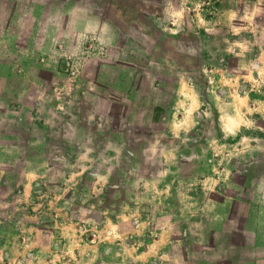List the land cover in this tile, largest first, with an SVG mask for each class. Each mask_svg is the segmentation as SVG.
Instances as JSON below:
<instances>
[{
    "label": "rangeland",
    "instance_id": "374dc122",
    "mask_svg": "<svg viewBox=\"0 0 264 264\" xmlns=\"http://www.w3.org/2000/svg\"><path fill=\"white\" fill-rule=\"evenodd\" d=\"M115 1L129 8L132 5L135 9L140 8L142 14L148 11L157 13L158 28L147 32L137 23L125 24L122 27L128 33H121L113 47L99 49L86 42L88 46L91 45V54H63L60 61L63 75L60 79L48 70L44 72L46 90L53 87L59 91L42 98L43 120L52 127L48 131V144L44 147L40 145L39 148L40 153L48 155V172L36 179L29 202L22 203L19 202L22 194L21 172L27 161L0 158V264H38L40 259L35 254L40 248L38 235L44 232L45 227L47 232L59 230V226L54 223L57 219H77L81 225L79 231L83 234L82 243L103 234L100 224L104 197L100 190L93 191V184L100 168L111 161L97 159L95 150L104 146L113 134L122 138L128 136L133 146L142 148L140 151L134 148V153L140 152L137 153L138 157H143L146 163H152L155 169L161 167L162 149L176 145L179 141L175 136H161L159 130L169 119V104L177 94L181 76H185L199 90L206 92L217 88V82L214 81L217 75L214 67L217 64L206 67L203 63L207 55L204 46L209 41L207 36L216 29L214 25L222 28L221 33L229 32L231 21L223 7L224 3H236L239 14L234 22L237 26L251 29L256 25L253 18H248L251 7L247 0ZM169 5L175 10L179 9L180 14L184 6L189 12L191 25L183 31L176 27L168 28L170 23L178 25L181 16L186 17L185 14H164V8ZM37 6L45 10L39 21L35 19L40 29L31 28L29 35H24L31 43L34 39L39 43L45 40V29L51 21L61 18L66 0H0L1 61L21 55V29L28 20V14L35 13ZM199 13L204 16L201 17ZM257 22L264 23V13L259 15ZM130 36L136 41H132ZM11 43L13 47L6 46ZM122 44L125 48L121 47ZM58 48L63 50L60 44ZM47 51L51 52V49ZM218 66L219 72L227 74L233 71L230 65ZM237 85L243 93L253 89L259 95H264V76ZM36 100L37 97H28L29 102ZM249 104V100L239 103L249 115L244 116L247 126L234 136L235 145H216L219 152L217 159H223L227 164L223 167L227 166L229 180L237 190L234 213L237 219L233 222V230L216 231L210 244V253L204 257L207 260H194L189 264H264V256L259 255L257 248V236L260 234L264 237V114L250 110ZM209 115L201 116V121L206 122L207 128L217 129V114ZM74 123L78 126L75 127ZM0 127L3 133L12 136L10 120L0 118ZM66 137L75 143H69ZM24 138V152L36 155V147L33 149ZM7 148L16 151L13 146L4 143L0 145V156ZM111 150L115 151L114 148ZM117 159L119 157L112 160ZM120 159L123 164L135 166L128 157L122 156ZM4 168H7V174L2 176ZM130 180L121 170L106 186V199L116 205L125 184H129ZM249 217H253V221L250 224L248 222L251 228L246 229L245 222ZM193 227L196 231V224ZM109 239L102 241L107 242L105 250H116L119 242ZM55 241L52 242V249L56 245L64 246L61 240ZM46 242L49 244L48 240ZM187 245L198 247L200 244L193 240L176 242L173 248L178 258L182 257ZM199 250L196 257L202 255Z\"/></svg>",
    "mask_w": 264,
    "mask_h": 264
},
{
    "label": "crops",
    "instance_id": "0c3cea01",
    "mask_svg": "<svg viewBox=\"0 0 264 264\" xmlns=\"http://www.w3.org/2000/svg\"><path fill=\"white\" fill-rule=\"evenodd\" d=\"M247 1L251 7L248 18L256 22L254 28L237 26L234 22L239 14L236 3H224L223 7L233 22L230 23L228 34L221 33L222 28L214 25L216 29L213 34L206 38L209 41L204 46L207 55L203 63L206 67L217 64L214 67L217 70L214 80L217 88L205 92L191 84L185 76L179 79L177 94L169 104V119L159 130L161 136H175L179 141L176 145L162 149L161 167L155 169L152 163H146L143 157H138L137 153L140 152L134 153V148L137 147L135 149L139 151L142 148L133 146L128 136H109L106 144L95 150L97 159L111 161L100 168L93 184L94 192H103L104 210L100 224L103 234L82 243L83 234L79 231L81 225L77 219H57L54 223L59 226V230L47 232L48 229L43 226L44 232L38 235L40 248L35 251L40 259L38 264L204 262L207 260L204 257L210 253L213 234L216 231L232 232L233 222L237 219L234 213L238 195L229 180L230 171L227 166L223 167L227 164L223 159H217L219 152L216 145H235V134L247 126L244 116L248 117L249 114L244 107L239 106L242 101L249 100L250 110L264 114V95H259L253 89L243 93L237 87L242 81L264 76V23L257 22L259 15L264 13V0ZM89 3L93 6L90 7ZM128 8L115 0H66L61 18L51 21L45 29V40L39 43L34 39L31 43L24 35H29L31 28L40 29L35 19L39 21L45 10L37 6L35 13L28 14V20L21 29V55L7 58L5 62L0 60V118L10 120L13 129L12 136L0 129V145L7 143L16 150L7 148L0 158L27 161L21 172L23 179L20 181L22 194L19 202H29L36 179L48 172V155L40 153L39 148L47 143L48 131L52 127L43 120L42 98L59 91L53 87L46 90L44 72L48 70L60 79L63 75L60 71L63 54H91V45L88 46L86 42L99 49L113 47L121 33H128L122 27L125 24L137 23L147 32L158 28L157 13L148 11L142 14L141 9H135L133 5L129 8L131 12ZM178 10L169 5L163 13L179 16ZM180 12V15L185 14L186 17L181 16L178 25L170 23L168 28L176 27L183 31L191 25L189 12H186L184 6ZM200 15L204 16L202 13ZM213 18L216 20L215 16ZM131 37L132 41H136ZM59 44L63 50L58 48ZM6 46L13 47L14 44ZM121 47L125 48L123 44ZM50 49L51 52L47 51ZM218 65H230L233 71L227 74L219 72ZM33 96L37 97L36 102H29L28 97ZM27 113L30 115L27 116ZM210 113L218 116L217 129L207 128L206 122L201 121V116L208 117ZM24 137L33 149L36 147V155L24 152ZM66 140L75 143L71 138L66 137ZM122 156L128 157L129 162L135 166L123 164L120 161ZM114 157L119 159L113 161ZM121 170L132 181L125 184L118 203L113 205L106 199V186L111 184ZM6 174L7 168H4L1 175ZM209 219L211 222H207ZM252 221L253 217L246 219V229L251 228L248 222L250 224ZM193 224L197 226L196 231ZM105 239L119 242L116 250H105L107 242H102ZM55 240H61L64 246L56 245L52 249ZM191 240L200 245H187L182 251V257L178 258L174 244ZM257 248L259 255L264 256V237L260 234L257 236ZM197 250L201 251V257H196Z\"/></svg>",
    "mask_w": 264,
    "mask_h": 264
},
{
    "label": "built area",
    "instance_id": "2783aa9c",
    "mask_svg": "<svg viewBox=\"0 0 264 264\" xmlns=\"http://www.w3.org/2000/svg\"><path fill=\"white\" fill-rule=\"evenodd\" d=\"M67 62H70V61H67Z\"/></svg>",
    "mask_w": 264,
    "mask_h": 264
}]
</instances>
